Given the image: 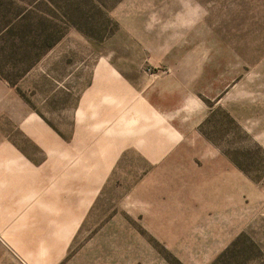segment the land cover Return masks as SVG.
Listing matches in <instances>:
<instances>
[{"label": "rangeland", "instance_id": "374dc122", "mask_svg": "<svg viewBox=\"0 0 264 264\" xmlns=\"http://www.w3.org/2000/svg\"><path fill=\"white\" fill-rule=\"evenodd\" d=\"M10 25L0 264H264V0H0Z\"/></svg>", "mask_w": 264, "mask_h": 264}, {"label": "trees", "instance_id": "16d2710c", "mask_svg": "<svg viewBox=\"0 0 264 264\" xmlns=\"http://www.w3.org/2000/svg\"><path fill=\"white\" fill-rule=\"evenodd\" d=\"M13 26H18V22H16ZM2 27H3V26H2ZM2 27H0V29H1ZM8 28H9V29H8ZM24 32H26V33H23V32H21V31H19V33H17V32L14 30V28L10 25L9 27H8V26H5L3 29H1V30H0V35L2 36L1 39H3V38H7L6 40H9V39H11V38H13V37L16 38L20 43L23 44L22 47H23L24 51H25L26 53H28L27 49L31 48L32 45H30V44L28 43V36H27V34H29V33L27 32V29H26V28H25ZM2 33H4V34L2 35ZM6 34H9V36H8V37H4V36H6ZM14 44H15V43L10 42V45H11V46H14ZM14 47H15V46H14ZM18 48H20V46H18ZM27 64H29V63H27ZM0 75L2 76L1 72H0ZM3 78H4V77H3Z\"/></svg>", "mask_w": 264, "mask_h": 264}, {"label": "clouds", "instance_id": "9594fccd", "mask_svg": "<svg viewBox=\"0 0 264 264\" xmlns=\"http://www.w3.org/2000/svg\"><path fill=\"white\" fill-rule=\"evenodd\" d=\"M153 26H154L153 23H148L146 25V29L149 30V31H151L153 29Z\"/></svg>", "mask_w": 264, "mask_h": 264}, {"label": "crops", "instance_id": "0c3cea01", "mask_svg": "<svg viewBox=\"0 0 264 264\" xmlns=\"http://www.w3.org/2000/svg\"><path fill=\"white\" fill-rule=\"evenodd\" d=\"M3 95V82L0 81V97Z\"/></svg>", "mask_w": 264, "mask_h": 264}]
</instances>
